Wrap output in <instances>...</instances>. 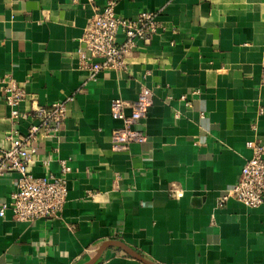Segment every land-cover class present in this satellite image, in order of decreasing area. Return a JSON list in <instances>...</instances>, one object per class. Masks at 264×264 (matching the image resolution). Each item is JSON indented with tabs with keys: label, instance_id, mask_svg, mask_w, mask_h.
<instances>
[{
	"label": "crops",
	"instance_id": "0c3cea01",
	"mask_svg": "<svg viewBox=\"0 0 264 264\" xmlns=\"http://www.w3.org/2000/svg\"><path fill=\"white\" fill-rule=\"evenodd\" d=\"M105 1L0 0V150L15 126L6 81L24 87L21 110L71 98L60 134L40 137L28 166L34 176L59 174L67 159L66 201L54 219L17 221L6 210L0 264H264V202L220 204L251 155L246 142L264 140V0H116L117 15L154 11L164 30L137 43L126 70L104 69L92 81L76 50ZM142 84L153 94L135 125L146 140L113 151L122 122L111 102L134 101ZM16 179L0 176V204ZM109 241L143 260L103 247Z\"/></svg>",
	"mask_w": 264,
	"mask_h": 264
},
{
	"label": "built area",
	"instance_id": "2783aa9c",
	"mask_svg": "<svg viewBox=\"0 0 264 264\" xmlns=\"http://www.w3.org/2000/svg\"><path fill=\"white\" fill-rule=\"evenodd\" d=\"M115 5L116 0H106L102 7H94L78 38V69L87 72L88 79L92 81L104 69L126 70L127 59L135 52L137 43L147 44L164 30L154 11L141 10L131 17H123L115 13ZM260 81L264 84V60L260 63ZM197 93L198 90L191 92L192 95ZM26 96L22 85L12 79L6 81L4 100L10 108L9 119L15 126L6 135L8 144L0 150V176L16 173L17 179L15 189L0 204V217L10 210L15 220L34 222L40 218H56L68 195L66 174L71 167L67 159H59V174L49 172L34 176L28 166L37 152L39 138L58 137L60 134L71 98L48 106L31 101L29 108L21 110L19 105ZM152 97V90L142 84L134 101L112 100L110 114L122 122V126L112 134L113 151L125 150L131 142L143 143L146 140L144 129H136L135 125L145 118ZM180 99L190 106L191 101L185 95ZM126 109L130 110L128 115ZM258 113H264V106L259 107ZM22 120L28 122L25 132L18 128ZM246 146L251 155L245 160L235 184L221 197L220 204L227 197L249 208H257L264 202V140L252 139L246 142ZM49 162L50 159L43 160V166H48ZM171 194L179 198L183 192L172 190Z\"/></svg>",
	"mask_w": 264,
	"mask_h": 264
},
{
	"label": "water",
	"instance_id": "95a60500",
	"mask_svg": "<svg viewBox=\"0 0 264 264\" xmlns=\"http://www.w3.org/2000/svg\"><path fill=\"white\" fill-rule=\"evenodd\" d=\"M116 245V246H119V247H121V248H123L126 252H128L129 254H131L132 256H134V257H136V258H138V259H141V260H143L138 254H136L134 251H132L131 249H129V248H127L125 245H123L122 243H120V242H117V241H109L108 243H106L105 245H103V247L104 246H106V245ZM103 249V248H102ZM101 249V250H102ZM101 252V251H100ZM95 260V259H94ZM94 260H92L91 262H90V264L91 263H93V261ZM148 264H154V263H150V262H148V261H146Z\"/></svg>",
	"mask_w": 264,
	"mask_h": 264
}]
</instances>
